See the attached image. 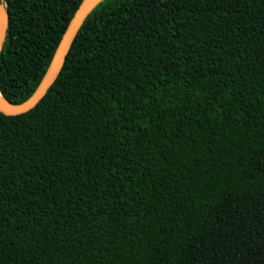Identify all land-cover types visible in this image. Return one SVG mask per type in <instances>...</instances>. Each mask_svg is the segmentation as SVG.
Segmentation results:
<instances>
[{
    "label": "trees",
    "instance_id": "trees-1",
    "mask_svg": "<svg viewBox=\"0 0 264 264\" xmlns=\"http://www.w3.org/2000/svg\"><path fill=\"white\" fill-rule=\"evenodd\" d=\"M2 2L19 104L81 0ZM0 264H264V0L96 4L0 111Z\"/></svg>",
    "mask_w": 264,
    "mask_h": 264
},
{
    "label": "water",
    "instance_id": "water-1",
    "mask_svg": "<svg viewBox=\"0 0 264 264\" xmlns=\"http://www.w3.org/2000/svg\"><path fill=\"white\" fill-rule=\"evenodd\" d=\"M101 0H81L74 14L72 15L55 51L50 60V63L35 91L32 95L22 103L12 104L8 102L0 93V111L7 115H15L26 112L32 109L46 94L49 87L52 85L58 76L62 64L66 58L71 43L83 23L86 16ZM8 24L7 11L0 0V51L6 35Z\"/></svg>",
    "mask_w": 264,
    "mask_h": 264
},
{
    "label": "bare ground",
    "instance_id": "bare-ground-1",
    "mask_svg": "<svg viewBox=\"0 0 264 264\" xmlns=\"http://www.w3.org/2000/svg\"><path fill=\"white\" fill-rule=\"evenodd\" d=\"M2 98H1V95H0V100H1Z\"/></svg>",
    "mask_w": 264,
    "mask_h": 264
}]
</instances>
